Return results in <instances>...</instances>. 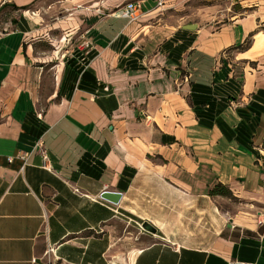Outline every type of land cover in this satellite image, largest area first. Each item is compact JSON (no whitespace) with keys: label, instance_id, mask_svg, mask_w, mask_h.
<instances>
[{"label":"crops","instance_id":"0c3cea01","mask_svg":"<svg viewBox=\"0 0 264 264\" xmlns=\"http://www.w3.org/2000/svg\"><path fill=\"white\" fill-rule=\"evenodd\" d=\"M130 1L0 0V264H112L144 222L131 264H264V0L112 14Z\"/></svg>","mask_w":264,"mask_h":264},{"label":"rangeland","instance_id":"374dc122","mask_svg":"<svg viewBox=\"0 0 264 264\" xmlns=\"http://www.w3.org/2000/svg\"><path fill=\"white\" fill-rule=\"evenodd\" d=\"M48 1L49 0H46V4L44 3L42 5L43 9H41V13H44L43 15L45 19L49 21L64 19V12L60 9L57 8L56 10H53L52 13L48 11L47 7H45L47 6ZM237 1L239 0H166L164 7L161 8L160 13H162L163 18L167 20L178 21L182 19V17H196L202 9H208L212 10L214 14L216 13L217 17H219L221 20H227L233 13L236 12V6H240ZM80 41L82 40L78 39V37L74 38L68 46L70 47L72 44V50H77V46H80ZM240 203L241 200L233 195H230L229 197L222 196L221 198H218V208L221 211H229L230 213H234L236 210H238ZM261 208L262 207H255V211H258L257 214H262L260 219L264 217V211H261ZM137 227L138 229L132 228L129 231L120 229L121 234H125V237H122L120 240L121 251L112 253V264H131V259L133 258L135 251L137 248H139L142 241L139 230L144 231V229L141 227V223L138 224Z\"/></svg>","mask_w":264,"mask_h":264},{"label":"built area","instance_id":"2783aa9c","mask_svg":"<svg viewBox=\"0 0 264 264\" xmlns=\"http://www.w3.org/2000/svg\"><path fill=\"white\" fill-rule=\"evenodd\" d=\"M163 5H164V0H156V7H162ZM139 9H140V6L138 3V0H134V1H130V2H127L119 6L117 9H115L112 12V14L115 15L116 17H122V18H128L130 20H135L140 14ZM80 47L82 50L88 49L90 47V42L87 40H84L81 42ZM33 149L36 150V152L39 154L41 158L40 166L43 169L50 171L52 169L50 157H49L47 150L44 147V143L42 139H38L35 142ZM27 156L28 154L26 153L20 154V157L24 159H26ZM9 160H12L11 157L9 158ZM73 190L74 192L79 193L77 188H74Z\"/></svg>","mask_w":264,"mask_h":264},{"label":"water","instance_id":"95a60500","mask_svg":"<svg viewBox=\"0 0 264 264\" xmlns=\"http://www.w3.org/2000/svg\"><path fill=\"white\" fill-rule=\"evenodd\" d=\"M196 27H197L196 23H188L183 25L184 29H190V30H193ZM99 196L101 199L105 201H108L112 204H117L121 198V193L117 191L103 190ZM142 228L149 233L156 232V229L148 222H144L142 224Z\"/></svg>","mask_w":264,"mask_h":264},{"label":"trees","instance_id":"16d2710c","mask_svg":"<svg viewBox=\"0 0 264 264\" xmlns=\"http://www.w3.org/2000/svg\"><path fill=\"white\" fill-rule=\"evenodd\" d=\"M208 194L210 196L220 195V196H226V197H229L230 195H232L228 187L220 182L215 184L212 188H210L208 190Z\"/></svg>","mask_w":264,"mask_h":264}]
</instances>
